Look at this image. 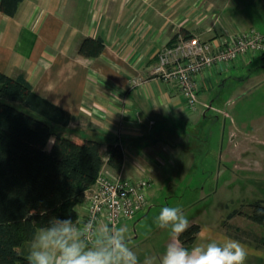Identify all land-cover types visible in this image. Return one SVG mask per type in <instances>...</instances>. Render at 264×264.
Listing matches in <instances>:
<instances>
[{
	"label": "crops",
	"instance_id": "crops-1",
	"mask_svg": "<svg viewBox=\"0 0 264 264\" xmlns=\"http://www.w3.org/2000/svg\"><path fill=\"white\" fill-rule=\"evenodd\" d=\"M243 1L21 0L13 16L0 10V71L13 78L22 76L38 95L68 113L72 120L66 128L74 126L82 138L100 142L105 159L107 146L119 143L124 153L123 174L134 180L149 179L151 184L176 149L172 126L194 118L197 110L186 104L173 81L152 74L159 51L178 35L220 42L225 33L254 29L241 24L239 3ZM246 1L251 4L249 13L257 18L264 15V0ZM85 38L101 39L103 51L95 57L79 54ZM224 70L223 65L214 66L198 75V89L211 86ZM84 209L85 202L78 205V216ZM133 219L120 221L115 228L127 227ZM224 229L223 237L247 246L246 264H264L258 241ZM219 236L218 230L200 228L185 247L190 250L206 237ZM156 243L143 247L150 264L161 259L168 245L159 242L160 253ZM143 244L129 247L136 251ZM29 246L30 242L21 248L26 256Z\"/></svg>",
	"mask_w": 264,
	"mask_h": 264
},
{
	"label": "rangeland",
	"instance_id": "rangeland-1",
	"mask_svg": "<svg viewBox=\"0 0 264 264\" xmlns=\"http://www.w3.org/2000/svg\"><path fill=\"white\" fill-rule=\"evenodd\" d=\"M250 7L246 0L239 3L242 26H251L264 34V15L255 17L248 12ZM223 66L225 70L211 86L198 89L194 118L179 120L172 126L178 140L174 154L153 175L146 195L147 206L128 220L129 246L145 243L135 251L139 264H150L143 247L157 242L161 253L159 242L166 246L172 238L169 229H160L155 223L160 209L167 205L180 206L190 225L196 224L204 232L218 230L222 238L225 228L232 235L253 243L258 241L264 250V226L249 217L256 202L264 203L263 52L248 53ZM14 104L28 112L22 104ZM61 130L75 136L74 139L82 138L74 126ZM51 142L52 139L49 146ZM100 223L104 224L102 219ZM160 256L161 259L154 260L156 264H161L163 253Z\"/></svg>",
	"mask_w": 264,
	"mask_h": 264
},
{
	"label": "trees",
	"instance_id": "trees-1",
	"mask_svg": "<svg viewBox=\"0 0 264 264\" xmlns=\"http://www.w3.org/2000/svg\"><path fill=\"white\" fill-rule=\"evenodd\" d=\"M20 2L0 0V10L13 16ZM103 49L101 39L85 38L78 53L95 57ZM71 120L22 76L13 78L0 71V264H28L21 248L38 228L53 215L78 219L77 207L103 166L114 172L122 169L124 153L119 143L107 146L105 160L97 140L64 134L61 129ZM254 207L249 217L264 226V216L256 215L264 203L256 202ZM198 231L199 226L191 224L181 242L191 244Z\"/></svg>",
	"mask_w": 264,
	"mask_h": 264
},
{
	"label": "clouds",
	"instance_id": "clouds-1",
	"mask_svg": "<svg viewBox=\"0 0 264 264\" xmlns=\"http://www.w3.org/2000/svg\"><path fill=\"white\" fill-rule=\"evenodd\" d=\"M256 215L264 216V207L257 209ZM94 223L50 216L33 234L28 264H139L137 253L129 247L126 226L110 228L106 222L94 228ZM155 223L172 233L161 264H246L247 246L230 237H206L205 242L186 248L180 237L190 223L178 205L163 206Z\"/></svg>",
	"mask_w": 264,
	"mask_h": 264
},
{
	"label": "built area",
	"instance_id": "built-area-1",
	"mask_svg": "<svg viewBox=\"0 0 264 264\" xmlns=\"http://www.w3.org/2000/svg\"><path fill=\"white\" fill-rule=\"evenodd\" d=\"M262 52L264 35L254 29L224 35L220 42L178 35L171 45L159 51L151 72L164 81H173L179 87L186 104L194 109L198 75L248 53L256 55ZM112 173L102 168L95 183L85 194L84 213L78 219L85 222L94 220V228L99 226L101 219L103 223L108 222L110 228H114L120 220L133 218L147 206L149 179L134 180L125 176L121 170ZM125 211L127 215H124Z\"/></svg>",
	"mask_w": 264,
	"mask_h": 264
},
{
	"label": "water",
	"instance_id": "water-1",
	"mask_svg": "<svg viewBox=\"0 0 264 264\" xmlns=\"http://www.w3.org/2000/svg\"><path fill=\"white\" fill-rule=\"evenodd\" d=\"M263 59H264V54H263Z\"/></svg>",
	"mask_w": 264,
	"mask_h": 264
},
{
	"label": "bare ground",
	"instance_id": "bare-ground-1",
	"mask_svg": "<svg viewBox=\"0 0 264 264\" xmlns=\"http://www.w3.org/2000/svg\"><path fill=\"white\" fill-rule=\"evenodd\" d=\"M264 53V52H263Z\"/></svg>",
	"mask_w": 264,
	"mask_h": 264
}]
</instances>
